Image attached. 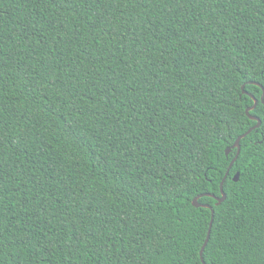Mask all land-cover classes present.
Returning <instances> with one entry per match:
<instances>
[{
    "label": "trees",
    "instance_id": "16d2710c",
    "mask_svg": "<svg viewBox=\"0 0 264 264\" xmlns=\"http://www.w3.org/2000/svg\"><path fill=\"white\" fill-rule=\"evenodd\" d=\"M0 82V264H264V0H0Z\"/></svg>",
    "mask_w": 264,
    "mask_h": 264
},
{
    "label": "water",
    "instance_id": "95a60500",
    "mask_svg": "<svg viewBox=\"0 0 264 264\" xmlns=\"http://www.w3.org/2000/svg\"><path fill=\"white\" fill-rule=\"evenodd\" d=\"M244 88H245V87H243V89H244ZM244 94H247V93L244 91ZM254 102H255L254 106L251 107V108H248L247 111H246V113L248 114V116H249L252 120L257 121V125H256L254 128H252L251 130H249L247 133H245V134H243L242 136H240V137L237 139L236 143H235L231 148H228V149L226 150V155L229 156V154L232 152V150L237 149V155H236V157L234 158V160H233V161L231 162V164H230L229 170H228V172H227V174H226V176H225L226 178L228 177V175H229V173H230V170L233 168L234 164L236 163V161L238 160V158H239V156H240V153H241V141H242L244 138H246V137H247L252 131H254L255 129L260 128V126H261V123H262L261 120L258 119V118H256V117H253V116L250 115V112L253 111V110H255L256 107L258 106V100L254 99ZM261 102L264 104V90H263V96H262V98H261ZM239 178H240V174L237 173V174L235 175V177H234V180H235L236 182H238V181H239ZM225 181H226V179L224 178V180H223V182H222V184H221V193H222V197L216 199V200H217V206L221 205V204L224 203L225 200H226V194H225V192H224V183H225ZM199 199H200V198H195V199L193 200V206H194L195 208H200V207L208 208V209H210V210L212 211V218H211V223H210V227H209V229H211V232H212V227H213V223H214L213 213H215V211L213 210L212 207H210V206H208V205H201V204H199ZM208 232H209V231H208ZM209 241H210V238H209V236H207L206 242H205V244H204V246H203L201 252L204 253V251H205V249H206V247H207V246L205 247V245H208ZM202 260H203V259H202Z\"/></svg>",
    "mask_w": 264,
    "mask_h": 264
},
{
    "label": "snow or ice",
    "instance_id": "6c2138e0",
    "mask_svg": "<svg viewBox=\"0 0 264 264\" xmlns=\"http://www.w3.org/2000/svg\"><path fill=\"white\" fill-rule=\"evenodd\" d=\"M0 83H2V82H0ZM2 111H3V109H2V107H0V113H2ZM205 175H207V174H205ZM225 179H227V178L225 177ZM208 184H209V185H212V178H208ZM212 187H218V186L213 185ZM212 187H207V188H205L204 192L200 193L199 196H198L197 198H201V197L204 196V195H209V196H211V195H212ZM215 199H218V197H214V200H215ZM213 219H214V220L216 219V214H215V213H213ZM208 236H209V238L212 237L211 229H209ZM206 246H207V245H205V247H206ZM200 256H201V259H203L204 253L201 252V253H200Z\"/></svg>",
    "mask_w": 264,
    "mask_h": 264
}]
</instances>
